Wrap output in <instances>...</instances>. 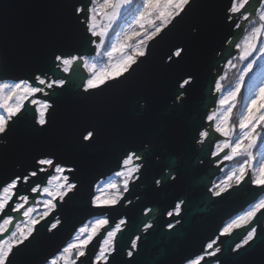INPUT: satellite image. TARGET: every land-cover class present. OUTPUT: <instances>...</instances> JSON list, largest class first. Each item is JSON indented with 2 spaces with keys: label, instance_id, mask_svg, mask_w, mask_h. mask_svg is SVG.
<instances>
[{
  "label": "snow or ice",
  "instance_id": "snow-or-ice-1",
  "mask_svg": "<svg viewBox=\"0 0 264 264\" xmlns=\"http://www.w3.org/2000/svg\"><path fill=\"white\" fill-rule=\"evenodd\" d=\"M50 6L60 14L29 40L39 56L23 76L11 55L18 41L0 30V264H139L154 238L171 245L192 225L201 203L215 206L238 192L248 194L244 204L198 250L164 264H264V0ZM212 9L229 31L203 76L191 57ZM185 22L187 38L167 47L155 72L167 81V116L183 125L189 150L202 153L195 162L182 156L155 168L164 140L142 123L152 114L147 96L131 104L136 122L102 123L81 110L56 129L54 97L74 90L86 107L119 89ZM229 70L234 82L226 84ZM205 85L201 111L195 93L203 99ZM18 126L27 130L19 139ZM189 171L203 191L190 186L163 201Z\"/></svg>",
  "mask_w": 264,
  "mask_h": 264
},
{
  "label": "water",
  "instance_id": "water-1",
  "mask_svg": "<svg viewBox=\"0 0 264 264\" xmlns=\"http://www.w3.org/2000/svg\"><path fill=\"white\" fill-rule=\"evenodd\" d=\"M56 2L57 0H0V30L5 31L18 41V47L11 53L18 63L15 75H25L29 62L38 58L39 52L30 45L29 40L44 22L54 20L60 14L59 9L50 6ZM207 15L208 22L203 36V46L198 48L191 57L192 62L201 68L203 76H207V64L214 62L213 57L221 49V41L229 31L217 20L216 9L209 10ZM188 31V22L178 26L166 38V41L154 46L152 58L148 64L141 66L119 89H107L98 98L86 102V107L80 104L74 90L63 97H54L59 102L58 110L53 117L56 129L62 130L69 114L81 110L89 118L102 123L120 125L136 122L139 118L133 114L131 104L135 98L147 96L152 103V114L142 121L145 128L161 137L168 147L177 141H182L181 129L183 125L168 117L166 113L167 105L171 104L167 95V81L155 72V67L159 56L167 50V47L171 43L183 42L187 38ZM223 63L221 61V64ZM207 97L206 85L203 89V99H201L200 90L195 93V100L201 111H203V104L208 103ZM26 135L27 130L23 127L18 126L14 132L17 139ZM182 146L186 151L185 156L192 160L194 156L189 150L187 142ZM170 158L174 157L170 156L167 160H162V166ZM195 161L196 159L192 162ZM112 165L114 166V161H112ZM184 178H189L193 185L198 184L194 181H198L199 178L191 171L186 173ZM247 198L248 194L236 201H231L229 198L215 206L208 204L210 207L203 206L201 203L199 205L201 211L197 213H200L201 216H197L192 225L182 229L181 235L171 245L166 241L162 242L158 237L154 238L146 246L141 256L137 257L139 264H148L149 261L154 264L178 261L182 255L198 250L201 241L211 235L216 223L223 216L244 204ZM70 227L71 225L65 227L56 242L67 235Z\"/></svg>",
  "mask_w": 264,
  "mask_h": 264
},
{
  "label": "flooded vegetation",
  "instance_id": "flooded-vegetation-1",
  "mask_svg": "<svg viewBox=\"0 0 264 264\" xmlns=\"http://www.w3.org/2000/svg\"><path fill=\"white\" fill-rule=\"evenodd\" d=\"M183 143L184 144L186 143L183 139H182V141H177L175 144H173L172 146H169V147L165 143H163V146L160 149L159 159L154 162L155 168L157 170L163 169L165 164L162 166V164H163L162 160H167L168 157H170V156H172L174 158H180L182 156H185L186 151H184V148L182 146ZM192 154L194 156L192 161L194 159H197V157L202 155V153L199 150V147H197L196 151L192 152ZM218 178H219L218 176L217 177H213V179H218ZM149 182H150V179H149ZM190 186L200 187V190L203 191L202 186H200L198 184H194L193 185V184H191L189 178H184V182H183L182 185L177 186V188L174 189L173 192H171V193L162 194L161 199L163 201H167V200H169L171 198V196L173 194L180 193L183 188H187V187H190ZM246 194H247L246 192L235 193L234 196L231 197V201H236L237 199H240L241 197H243ZM205 205L206 204L203 203V206H205ZM209 205H206V207L207 206L210 207ZM197 216H201V214L199 213V214L196 215V217Z\"/></svg>",
  "mask_w": 264,
  "mask_h": 264
},
{
  "label": "rangeland",
  "instance_id": "rangeland-1",
  "mask_svg": "<svg viewBox=\"0 0 264 264\" xmlns=\"http://www.w3.org/2000/svg\"><path fill=\"white\" fill-rule=\"evenodd\" d=\"M138 2H139V0H138ZM233 72H234V70H229V74L228 75H229L230 82H234ZM229 79L226 82V84L229 82ZM245 95H246V93H245Z\"/></svg>",
  "mask_w": 264,
  "mask_h": 264
},
{
  "label": "trees",
  "instance_id": "trees-1",
  "mask_svg": "<svg viewBox=\"0 0 264 264\" xmlns=\"http://www.w3.org/2000/svg\"><path fill=\"white\" fill-rule=\"evenodd\" d=\"M226 82H227V81H226ZM226 82H225V83H226ZM229 82H230V79H229Z\"/></svg>",
  "mask_w": 264,
  "mask_h": 264
},
{
  "label": "bare ground",
  "instance_id": "bare-ground-1",
  "mask_svg": "<svg viewBox=\"0 0 264 264\" xmlns=\"http://www.w3.org/2000/svg\"><path fill=\"white\" fill-rule=\"evenodd\" d=\"M210 107H211V105H210Z\"/></svg>",
  "mask_w": 264,
  "mask_h": 264
}]
</instances>
